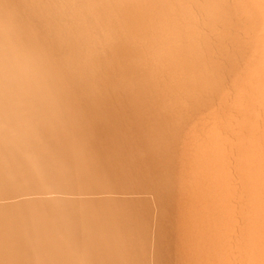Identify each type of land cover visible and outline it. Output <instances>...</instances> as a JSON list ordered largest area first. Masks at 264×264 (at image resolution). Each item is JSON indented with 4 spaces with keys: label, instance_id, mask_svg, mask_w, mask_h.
Returning a JSON list of instances; mask_svg holds the SVG:
<instances>
[{
    "label": "bare ground",
    "instance_id": "obj_1",
    "mask_svg": "<svg viewBox=\"0 0 264 264\" xmlns=\"http://www.w3.org/2000/svg\"><path fill=\"white\" fill-rule=\"evenodd\" d=\"M53 69L35 159L0 142V264H264V0H0Z\"/></svg>",
    "mask_w": 264,
    "mask_h": 264
},
{
    "label": "clouds",
    "instance_id": "obj_2",
    "mask_svg": "<svg viewBox=\"0 0 264 264\" xmlns=\"http://www.w3.org/2000/svg\"><path fill=\"white\" fill-rule=\"evenodd\" d=\"M54 72L14 19H0V142L35 159L40 126L55 116Z\"/></svg>",
    "mask_w": 264,
    "mask_h": 264
}]
</instances>
